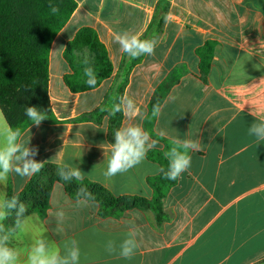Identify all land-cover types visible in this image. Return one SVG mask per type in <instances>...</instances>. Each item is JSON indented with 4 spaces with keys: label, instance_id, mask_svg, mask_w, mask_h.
Listing matches in <instances>:
<instances>
[{
    "label": "crops",
    "instance_id": "obj_1",
    "mask_svg": "<svg viewBox=\"0 0 264 264\" xmlns=\"http://www.w3.org/2000/svg\"><path fill=\"white\" fill-rule=\"evenodd\" d=\"M75 1L77 9L51 47L49 94L55 119L31 125L23 134L31 136L30 146L38 147L36 160L72 163L84 179L114 195L151 199L148 179L161 166L146 155L135 168L105 180L102 172L114 143L109 116L99 122L83 117L99 108L109 112L123 62L114 37L123 31L142 36L160 0ZM83 27L97 32L114 72L97 88L75 93L64 82L72 73L65 49ZM207 41L215 43V52L203 80L196 50ZM179 67L183 73L164 99L152 132L170 141L199 139L202 150L191 153L190 169L164 197L166 220L157 225L153 212L138 209L103 217L97 202L77 209L76 199L55 183L46 214L30 215L31 230L13 239L12 247L26 252L36 231L59 243L51 213L63 207L68 215L65 236L79 241L81 264H264V143L256 146L247 132L255 117L264 115V0H171L155 54L132 70L124 91L140 112L131 120L123 115L121 127L133 123L147 131L152 96ZM7 127L0 111V128ZM151 138L158 141L154 149L164 148ZM29 179L10 175L0 184V194L7 195L9 187L20 192ZM128 221L135 222L140 243L131 260L109 255L104 248L108 239H123Z\"/></svg>",
    "mask_w": 264,
    "mask_h": 264
},
{
    "label": "trees",
    "instance_id": "obj_2",
    "mask_svg": "<svg viewBox=\"0 0 264 264\" xmlns=\"http://www.w3.org/2000/svg\"><path fill=\"white\" fill-rule=\"evenodd\" d=\"M171 0H160L156 6L152 22L141 39L155 38L163 32L164 22ZM52 3L59 7V12L51 13L48 5ZM77 9L75 0H0V111L13 129H19L23 134L31 126V121L25 115V108L35 106L47 114V119L54 120V114L49 94L50 82V53L57 34L65 27L72 14ZM86 52L89 55L90 66L97 73V88L104 80L110 78L114 72L113 63L106 46L99 39L97 32L90 27L81 28L74 38L67 43L65 59L71 74L65 75L64 82L72 92H84L90 88L86 83L82 63ZM215 43L207 41L196 50L199 57V71L201 78L206 79L212 64ZM145 56L136 59L129 58L123 53L118 85L114 96L124 95L129 83L132 70L142 63ZM183 68L174 69L169 76L157 87L149 103V113L145 120V128L153 137L162 142V150L153 149L147 154L149 160L157 162L161 169L167 168L164 153L172 146L170 140L159 137L152 132L156 115L154 106L161 107L183 73ZM105 114L109 116V134L121 127L123 114L112 116L110 112L99 108L93 114L83 117L84 120L94 119L97 122ZM60 164L46 162L41 171L32 176L20 192H14L10 187L7 196L18 195L20 202L28 208L27 215L44 216L50 206L51 191L55 183L63 184L66 192L74 199L78 188L82 185L95 196L99 204L100 216L124 215L127 211L138 209L143 212H153L157 225L166 220L163 199L176 181L167 180L162 172L148 179L153 189V197L145 198L141 195L117 196L100 183L84 179L83 181L64 182L60 180L57 170ZM15 213L9 216L5 224L12 226Z\"/></svg>",
    "mask_w": 264,
    "mask_h": 264
},
{
    "label": "clouds",
    "instance_id": "obj_3",
    "mask_svg": "<svg viewBox=\"0 0 264 264\" xmlns=\"http://www.w3.org/2000/svg\"><path fill=\"white\" fill-rule=\"evenodd\" d=\"M51 13L59 12V7L49 3ZM121 51L131 59L155 54L157 40L155 38L141 39L137 34L129 31L118 33L114 37ZM85 83L90 88L97 85V73L90 66V59L85 54L82 61ZM107 110L112 116L121 113L130 120L139 112L136 101L128 96L114 97ZM259 110V106H258ZM160 111L159 105L154 106L153 115ZM25 115L31 121V125L39 127L42 121L47 119V114L35 106L25 108ZM248 135L254 138L256 146L264 143V115L256 116L254 122L247 129ZM30 133V128L28 129ZM114 143H110V154L106 161V168L102 172L105 180L128 172L143 162L147 153L156 148L158 141L152 139L150 134L139 124L128 123L118 128L114 133ZM31 136L22 134L19 129L10 126L0 128V184L7 182L10 175L28 179L39 173L44 167V162L35 159L38 155V147L30 146ZM172 146L164 153L167 160V168L161 169L163 177L176 181L182 178V174L191 167L194 151H201L199 139H174ZM60 180L64 182L83 181L85 174L80 168L69 162H62L57 170ZM96 205L95 196L88 188L81 184L76 193L75 207L84 209ZM15 213V221L12 226L6 225V219ZM28 208L20 202L18 195L8 197L0 194V264H81L82 250L79 241L74 237L65 236V222L68 215L63 207L51 213L55 219V233L61 239L59 243L50 242L43 236L44 231H36L26 252L12 247L11 243L20 233H27L30 229L31 217L27 215ZM128 230L123 239H108L104 243L105 251L109 255L131 260L136 255L140 243L138 241V228L134 221H128ZM93 233L97 231L92 228Z\"/></svg>",
    "mask_w": 264,
    "mask_h": 264
},
{
    "label": "rangeland",
    "instance_id": "obj_4",
    "mask_svg": "<svg viewBox=\"0 0 264 264\" xmlns=\"http://www.w3.org/2000/svg\"><path fill=\"white\" fill-rule=\"evenodd\" d=\"M85 54H87V53H86V52H84V53H82V54L80 53V55H84V56H85ZM87 56L89 57V55H88V54H87Z\"/></svg>",
    "mask_w": 264,
    "mask_h": 264
}]
</instances>
